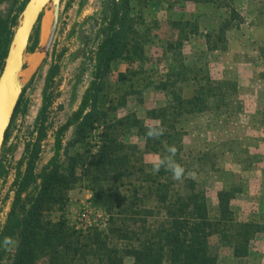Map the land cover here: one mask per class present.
Segmentation results:
<instances>
[{"label": "trees", "instance_id": "16d2710c", "mask_svg": "<svg viewBox=\"0 0 264 264\" xmlns=\"http://www.w3.org/2000/svg\"><path fill=\"white\" fill-rule=\"evenodd\" d=\"M27 1L20 0L22 8ZM135 1L146 2L121 0L116 4L113 27L107 30L108 38L101 43V70L104 63L109 67L117 60L132 62L144 57L149 31L143 30L144 22L132 14ZM185 1L215 4L229 10L218 28L203 35L208 51L226 47L228 30L239 28L245 22L235 7V0ZM15 2L19 0H0V72L14 25L4 15L2 6ZM173 26L179 29L180 35L168 42L167 47L175 55L173 63L178 65L159 84L167 91L169 103L147 112L164 129L159 139L146 136V123L135 112L117 118L99 108L106 99L101 94L100 70L80 108L57 134L54 158L37 171L46 136L48 106L42 108L38 136L27 143L22 167L14 182L10 209L0 223V240L10 236L19 242L9 264H125L126 257L133 258V264H217L218 256L212 244L214 235L232 244L235 257H248L251 240L262 226L258 222L235 221L231 207L236 196L233 189L218 192L219 216L210 217L206 189L186 173L190 164L181 158L184 147L176 127L185 114H205L213 121L221 118L229 121L240 104L239 83L234 79L214 78L205 67L183 60L184 42L200 33L197 20H175ZM200 62L207 66L209 58L204 56ZM186 81L196 84L191 97L183 96L177 89V85ZM92 99L94 108L86 112ZM125 103L123 99L121 104ZM19 104L20 101L13 120ZM73 123L77 127L75 142L80 146L63 162L61 133ZM99 127L102 128L100 142L95 147L90 136ZM133 129L145 137V150L123 139ZM172 145L177 148L176 161L185 168L182 181L174 180L172 173L164 168L154 172L144 158L147 152L164 157L168 155L166 146ZM7 173L6 164L0 160V183ZM82 179L89 184L92 201L109 213L106 225L77 228L64 217L57 221L45 220L47 205L64 203L68 192ZM1 203L0 195V209ZM8 254L9 251L0 248V264Z\"/></svg>", "mask_w": 264, "mask_h": 264}, {"label": "rangeland", "instance_id": "374dc122", "mask_svg": "<svg viewBox=\"0 0 264 264\" xmlns=\"http://www.w3.org/2000/svg\"><path fill=\"white\" fill-rule=\"evenodd\" d=\"M145 1H135L132 10L136 19L144 22L143 30L149 31L144 57H138L132 62L117 60L109 67L104 63L99 76L100 89L103 90L101 94L105 96L103 99L106 98L102 99L99 108L107 110L111 117L119 118L135 112L146 124L158 123L157 120L149 118L147 112L152 108L165 106L170 99L167 91L162 90L159 84L167 72L178 65L173 63L175 55L167 47L168 42L177 40L180 35L179 29L173 26L175 20H197L200 25V33L184 42L182 53L185 62L205 67L214 78L236 76L234 71L223 69V63H227V54L223 51L230 47L232 49L234 45L238 49L235 58L237 63H256L258 66L255 68L263 79L261 84L264 85V62L258 58V43L248 41L245 36L240 37L244 34L243 30L239 32L235 30L237 28L229 29L226 47L207 50L203 35L218 28L221 19L229 14L228 8L185 0ZM21 2L19 0L2 6L4 15L14 22L12 34L23 10ZM120 2L121 0H61L54 41L33 79L23 81L25 87L18 111L14 120L12 119L10 130L8 128L9 136L0 153V160L4 161L8 170L0 183V223L10 209L15 192L14 182L22 167L27 143L38 136L37 123L42 108L48 106L46 136L42 141L37 171L42 170L54 158L57 134L80 108L81 100L93 82L92 67L93 64L95 66L96 50L93 47L112 6L115 10L116 4ZM235 7L246 22L256 13L263 12L264 0H235ZM50 10L51 6L47 7L32 36L25 61L27 67L29 58V67L23 71L25 77L41 59V54L34 51L38 48V39L44 41L47 36L52 18ZM112 27L113 25L110 26ZM215 51L219 52L214 53ZM204 56L209 58L207 66L200 62ZM232 57L233 55L229 57L230 61ZM239 72L245 78L251 73L246 67L239 68ZM253 86L254 92H258L259 84ZM195 88L193 81L177 85V89L185 97H191ZM242 91L245 94L244 89ZM245 91L248 92L247 89ZM238 96L240 104L229 121L222 118L213 121L205 114H185L176 127L177 132L181 133L184 147L181 158L190 164L186 173L192 176L194 174L206 189L210 217L219 216L218 192L222 189H233L236 196L231 201V207L235 221L258 222L262 226V230L251 240L250 254L243 258L235 257L231 243L221 240L219 235H214L212 244L218 256L217 264H264V112L257 114L256 109L254 111L251 108L252 104H262L263 100L252 96L241 97L240 94ZM123 99L126 103L122 105ZM93 108L92 99L85 111ZM74 124L61 133L63 162H67L68 157L80 146L75 142L77 127ZM101 129H95L90 136V142L95 147L100 142ZM123 139L129 143H137L145 150V137L137 134L136 129L124 135ZM155 157H160V154L144 153L148 163ZM88 185L82 179L68 192L64 203H49L44 210V219L57 221L64 217L77 228L105 226L109 213L92 201V191ZM83 214L86 215L85 218ZM14 252L15 248L9 251L3 264L12 261ZM125 264H133V258L126 257Z\"/></svg>", "mask_w": 264, "mask_h": 264}, {"label": "water", "instance_id": "95a60500", "mask_svg": "<svg viewBox=\"0 0 264 264\" xmlns=\"http://www.w3.org/2000/svg\"><path fill=\"white\" fill-rule=\"evenodd\" d=\"M49 6H51L49 12L52 14V20L49 26L48 37L44 41L38 39L39 45L36 51H34V53L41 54V59L31 69L29 75L24 77L23 71L29 67V58L27 67H25V61L32 36ZM60 6L61 0H28L14 27L4 65L0 72V153L16 107L24 92L25 86L23 81L33 79L54 41L60 18Z\"/></svg>", "mask_w": 264, "mask_h": 264}, {"label": "crops", "instance_id": "0c3cea01", "mask_svg": "<svg viewBox=\"0 0 264 264\" xmlns=\"http://www.w3.org/2000/svg\"><path fill=\"white\" fill-rule=\"evenodd\" d=\"M235 30H238L239 32L243 30L244 34H241L240 37L245 36V38L248 41H253V42L258 43L257 44V47L259 48L258 58H260V60L264 62V10L263 12L260 11L259 13H256V15L251 16L250 19H248L245 23H243L239 28ZM253 49L254 48H252V50ZM236 51H238V49L234 45L232 49L230 47L227 51L225 50L223 51L227 54L226 55L227 58H225V61L227 60V63L226 62L223 63V69H228V72L234 71L237 74L236 76L234 75L231 77L226 76L223 78L234 79L239 83V94L241 97L252 96V98L262 99L263 100L262 104L254 103L252 104L251 108L254 111L256 109L257 114H263L264 112V85L261 84L263 82V79L260 78L261 76L259 74V71H257V69L255 68L258 65L256 63H253L252 61L237 63L235 58L238 52ZM216 52H219V51H215L214 53ZM231 55H233L232 61H230V58H229ZM244 64H246L247 66H245ZM242 67H246V70L251 71V73L249 74L247 78H245L244 77L245 75L239 72V68H242ZM254 84H259V90H257L258 92H254V87H255L253 86ZM243 89H244L245 94H243V91H242ZM245 89H247L248 92H246Z\"/></svg>", "mask_w": 264, "mask_h": 264}, {"label": "clouds", "instance_id": "9594fccd", "mask_svg": "<svg viewBox=\"0 0 264 264\" xmlns=\"http://www.w3.org/2000/svg\"><path fill=\"white\" fill-rule=\"evenodd\" d=\"M145 127L146 136L148 138L159 139L164 134V129L159 124H146ZM166 152L168 155L164 157H155L149 161L153 171L158 172L161 168H164L172 173L174 180L182 181L185 176V168L175 159L177 148L174 145L166 146ZM18 243L16 238L5 236L0 240V248L11 251L13 248L18 247Z\"/></svg>", "mask_w": 264, "mask_h": 264}, {"label": "flooded vegetation", "instance_id": "af4514ba", "mask_svg": "<svg viewBox=\"0 0 264 264\" xmlns=\"http://www.w3.org/2000/svg\"><path fill=\"white\" fill-rule=\"evenodd\" d=\"M114 17H115V10H114V8H113V6H112V9H111V11L109 12V14H108V16H107V19H106V21H105V26L102 28V30L100 31L101 33H100V36H99V38H98V41L96 42V44L94 45V47L93 48H96V50H95V57H94V61H95V66H94V64H93V82H92V84L95 82V81H97V79H98V74H99V72H100V70H101V66H102V62L100 61V50H101V43L102 42H105V40L108 38V33H107V30H109L110 29V26H112L113 25V19H114ZM92 84H91V86H92ZM91 86L86 90V93L84 94V96H83V98H82V100H81V104H82V102H83V99L85 98V96H86V94H87V92H88V90L91 88ZM80 104V105H81Z\"/></svg>", "mask_w": 264, "mask_h": 264}, {"label": "bare ground", "instance_id": "6f19581e", "mask_svg": "<svg viewBox=\"0 0 264 264\" xmlns=\"http://www.w3.org/2000/svg\"><path fill=\"white\" fill-rule=\"evenodd\" d=\"M51 20H52V18H51ZM49 26H50V24H49ZM46 29V28H45ZM49 31V30H48ZM46 37H48V33H47V36ZM24 76V75H23ZM25 77V76H24Z\"/></svg>", "mask_w": 264, "mask_h": 264}, {"label": "built area", "instance_id": "2783aa9c", "mask_svg": "<svg viewBox=\"0 0 264 264\" xmlns=\"http://www.w3.org/2000/svg\"><path fill=\"white\" fill-rule=\"evenodd\" d=\"M83 217L85 218V217H86V215H85V214H83Z\"/></svg>", "mask_w": 264, "mask_h": 264}]
</instances>
